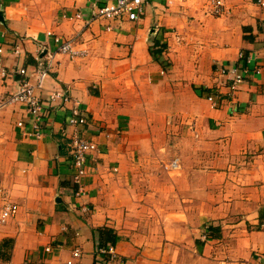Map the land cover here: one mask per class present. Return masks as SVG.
Listing matches in <instances>:
<instances>
[{
	"label": "crops",
	"instance_id": "1",
	"mask_svg": "<svg viewBox=\"0 0 264 264\" xmlns=\"http://www.w3.org/2000/svg\"><path fill=\"white\" fill-rule=\"evenodd\" d=\"M196 1L148 0L130 22L97 18L103 0H0V102L17 70L36 84L53 52L37 94L68 91L99 149L79 187L65 108L40 139L17 126L31 122L25 105L0 109V189L18 206L0 226V264H65L75 250L77 264H104V230L124 264H264V0H225L218 17ZM54 37L85 54L58 53Z\"/></svg>",
	"mask_w": 264,
	"mask_h": 264
},
{
	"label": "built area",
	"instance_id": "2",
	"mask_svg": "<svg viewBox=\"0 0 264 264\" xmlns=\"http://www.w3.org/2000/svg\"><path fill=\"white\" fill-rule=\"evenodd\" d=\"M147 1L148 0H103V4L98 7L96 11V17L107 21L118 20L134 22L144 15ZM224 1L225 0H210L208 13L213 17L223 15L225 12ZM259 4L264 8V2L260 1ZM64 17L69 20H80L83 18L80 13L68 16L64 15ZM107 30H110V28L108 27ZM47 35L52 36L51 33H47ZM54 42L58 45V53L67 55L70 58H78L85 54V51L75 50L69 41L54 37ZM1 52L2 50L0 49V53ZM12 53L17 55L20 53V49L16 46L12 50ZM54 58L55 53L47 52L43 58L38 59L34 73L36 84L30 83L27 79V72L25 69L17 70L15 73L21 77L17 90L6 100L0 102V109L14 104L25 105L27 114L32 117L31 122H29L28 125L18 122L17 126L24 129L25 137L40 139L44 131V123L50 116L49 114L51 111L65 108L68 115L64 122V131L69 138V155L74 170L72 181L73 184L80 187L86 175L88 160H91L93 157L92 155L96 154L99 149L95 142L87 140L84 137L83 131L88 123L87 115L81 108L80 103L73 99L68 91L62 89L53 91L45 101L37 94V90L43 81L53 72ZM261 69H264V64L256 70V73H260ZM224 73L225 72L222 71V74ZM229 73L232 77L231 88L234 91L243 83V75L234 68ZM7 77L8 73L0 69V84L3 83ZM207 100L214 105V99L212 97H208ZM81 192H83L82 189L80 190V193ZM17 213L18 206L3 198L0 189V226L5 225L10 219H13ZM96 255L103 259L104 264H124L123 260L117 258L115 247L110 244L103 248H98ZM79 257L80 252L75 250L71 258L65 264H77L76 261Z\"/></svg>",
	"mask_w": 264,
	"mask_h": 264
},
{
	"label": "trees",
	"instance_id": "3",
	"mask_svg": "<svg viewBox=\"0 0 264 264\" xmlns=\"http://www.w3.org/2000/svg\"><path fill=\"white\" fill-rule=\"evenodd\" d=\"M158 46H159L158 43H154V47H152L151 54H152L153 58H155L156 60H158L161 63L159 57H161V54L163 53L165 47L161 46L158 50L154 49L155 47L158 48ZM99 235H100V237H99L100 247L99 248H103L107 244H111V245L115 244L116 237L113 235V233L111 231H108V230L100 231Z\"/></svg>",
	"mask_w": 264,
	"mask_h": 264
},
{
	"label": "rangeland",
	"instance_id": "4",
	"mask_svg": "<svg viewBox=\"0 0 264 264\" xmlns=\"http://www.w3.org/2000/svg\"><path fill=\"white\" fill-rule=\"evenodd\" d=\"M208 2H210L209 0H197L196 3H201V7H205Z\"/></svg>",
	"mask_w": 264,
	"mask_h": 264
},
{
	"label": "water",
	"instance_id": "5",
	"mask_svg": "<svg viewBox=\"0 0 264 264\" xmlns=\"http://www.w3.org/2000/svg\"><path fill=\"white\" fill-rule=\"evenodd\" d=\"M0 23L2 24V23H4V18H3V14H2V12L0 11Z\"/></svg>",
	"mask_w": 264,
	"mask_h": 264
}]
</instances>
